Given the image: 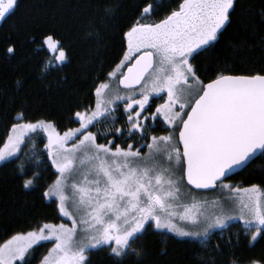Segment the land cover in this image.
<instances>
[{
  "label": "snow or ice",
  "instance_id": "obj_1",
  "mask_svg": "<svg viewBox=\"0 0 264 264\" xmlns=\"http://www.w3.org/2000/svg\"><path fill=\"white\" fill-rule=\"evenodd\" d=\"M17 6L18 0H0V22ZM242 7L240 0H178L162 19L145 22L158 14L159 4L143 0L122 33L123 58L90 93L94 103L70 110L67 118L78 127L61 132L53 120L22 122L24 112L17 113L0 162L20 159L30 134L43 133L50 165L41 160L44 167L33 170L21 163L23 188L39 191L70 224L38 223L12 235L0 244V264H32L41 242L52 247L40 264H91L94 251H106L113 264H144L140 242L150 233L207 246L217 230L238 224L251 241L264 240V168L260 183L225 182L264 159V62L237 73L212 56ZM258 15L264 23V7ZM31 42L47 51L45 72L70 59L52 32ZM15 52L13 41L6 55ZM210 57L215 63L204 68L205 83L200 62ZM154 98L163 103L151 111ZM121 104L127 128L100 131L118 119ZM161 123L167 134L151 135ZM125 131L126 139L139 135L143 143L121 146L116 141ZM49 166L55 179L45 182ZM200 191L218 196L197 199L193 193ZM182 196L191 202L181 203ZM250 264H264V258Z\"/></svg>",
  "mask_w": 264,
  "mask_h": 264
},
{
  "label": "trees",
  "instance_id": "obj_2",
  "mask_svg": "<svg viewBox=\"0 0 264 264\" xmlns=\"http://www.w3.org/2000/svg\"><path fill=\"white\" fill-rule=\"evenodd\" d=\"M150 2L159 4L158 14L145 22L162 19L178 0ZM142 3L143 0H18L14 14L6 23L0 22V147L19 112L25 114L23 122L53 120L61 132L78 126L69 122L70 110L89 101L94 103V95L90 93H94L95 86L123 58L126 43L122 41V33L135 20L137 7ZM240 3L243 7L237 10L232 27L212 54L234 67L237 73L264 62V23L258 15L264 0H240ZM45 32L54 33L68 50L70 59L58 70L44 71L47 51L31 42L33 37ZM13 41L16 52L6 55ZM214 63L211 57L200 62L202 79H205L204 68ZM160 100L154 98L152 107ZM115 115L117 120L98 126L99 130L126 129L123 106ZM165 128L162 123L158 124L150 134L161 135ZM126 137L127 131L123 138ZM117 142L126 146L131 141ZM45 143L42 134H32L22 146L20 159L0 164V244L38 223L61 220L56 206L42 200L39 191L23 188L18 171L21 163L33 170L44 167L41 160L50 165L43 151ZM261 168H264V159H257L247 171H240L229 180L242 187L260 183ZM43 175L45 182H51L55 179V169L49 166ZM140 243L146 253L144 264H250L252 260L264 258V240L251 241V234L239 224L223 232L217 230L207 246L184 242L170 233L167 236L150 233ZM51 247L50 242L35 246L32 264H40ZM90 259L91 264H113L106 251H94Z\"/></svg>",
  "mask_w": 264,
  "mask_h": 264
},
{
  "label": "rangeland",
  "instance_id": "obj_3",
  "mask_svg": "<svg viewBox=\"0 0 264 264\" xmlns=\"http://www.w3.org/2000/svg\"><path fill=\"white\" fill-rule=\"evenodd\" d=\"M163 99H166V95H164V97H163ZM160 103H163V101L161 102V100L159 101ZM159 103V104H160ZM158 105V104H157ZM120 106H123V104H121ZM23 122V121H22ZM78 127V126H77ZM166 127V126H165ZM35 134H37V133H35ZM40 134H42L43 136H44V134L43 133H40ZM167 134V131H164L161 135H166ZM30 135H32V134H30ZM177 135H178V133H177ZM44 138L46 139V137L44 136ZM46 141H47V139H46ZM132 144H137V143H132ZM122 146V145H121ZM126 147V146H125ZM144 152L146 153L147 152V149L145 148L144 149ZM3 162H0V164H2ZM182 173H177V175L179 176V175H181ZM226 183H231V184H233V185H235L232 181H230V180H227V181H225ZM186 183V182H185ZM240 186V185H239ZM247 187V186H246ZM186 191H188V189L186 188V187H182V192H186ZM194 195H196L197 196V199H201V198H208V200L209 201H211L212 199H215L217 196H218V193H214V192H204V191H200V192H194L193 193ZM181 203H190L191 202V198L190 197H187V198H185V197H181V201H180ZM58 223H66V224H70V222L67 220V219H61L59 222H57V224ZM171 234V233H170ZM6 242V241H5ZM42 243V242H41Z\"/></svg>",
  "mask_w": 264,
  "mask_h": 264
},
{
  "label": "flooded vegetation",
  "instance_id": "obj_4",
  "mask_svg": "<svg viewBox=\"0 0 264 264\" xmlns=\"http://www.w3.org/2000/svg\"><path fill=\"white\" fill-rule=\"evenodd\" d=\"M163 101V99H161V102ZM151 103H152V101H151ZM155 110V107H152L151 108V111H154ZM91 131H92V129H90ZM110 139H112V138H110ZM118 140H120V139H118ZM117 140V141H118ZM121 140H126L125 138H121ZM136 140H138V142H140V143H143V141H140V138L139 137H137L136 139H135V136L132 138V139H130V141L131 142H129V143H137V142H135ZM116 141V142H117ZM118 143V142H117ZM119 144V143H118ZM122 145V144H121ZM231 178V177H230ZM229 178V179H230ZM231 181V180H230ZM233 182V181H232ZM234 183V182H233ZM235 184V183H234ZM235 185H238V184H235ZM242 187V186H241Z\"/></svg>",
  "mask_w": 264,
  "mask_h": 264
},
{
  "label": "water",
  "instance_id": "obj_5",
  "mask_svg": "<svg viewBox=\"0 0 264 264\" xmlns=\"http://www.w3.org/2000/svg\"><path fill=\"white\" fill-rule=\"evenodd\" d=\"M125 71H126V70H125ZM232 176H233V175H232ZM232 176H231V177H232ZM185 182H186V180H185Z\"/></svg>",
  "mask_w": 264,
  "mask_h": 264
},
{
  "label": "bare ground",
  "instance_id": "obj_6",
  "mask_svg": "<svg viewBox=\"0 0 264 264\" xmlns=\"http://www.w3.org/2000/svg\"><path fill=\"white\" fill-rule=\"evenodd\" d=\"M46 51V50H45ZM259 249V248H258Z\"/></svg>",
  "mask_w": 264,
  "mask_h": 264
}]
</instances>
